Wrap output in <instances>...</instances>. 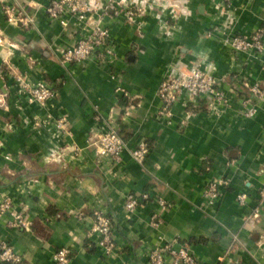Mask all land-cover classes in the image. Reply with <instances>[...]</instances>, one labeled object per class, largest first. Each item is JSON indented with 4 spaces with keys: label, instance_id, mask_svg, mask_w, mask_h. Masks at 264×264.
Instances as JSON below:
<instances>
[{
    "label": "crops",
    "instance_id": "crops-1",
    "mask_svg": "<svg viewBox=\"0 0 264 264\" xmlns=\"http://www.w3.org/2000/svg\"><path fill=\"white\" fill-rule=\"evenodd\" d=\"M52 1L0 0V198L12 199L31 222L25 231L0 218V244L20 252L21 264H55L63 247L72 252L70 264H150L152 250L174 240L177 249L189 246L199 264H264V100L248 94L258 107L253 118L244 116L242 103L245 84L264 91V53L237 54L224 41L232 31L251 35L264 27V0H233L230 6L223 0H166L133 23L111 14L102 25L117 54L113 62L103 55L64 66L61 51L97 20L64 28L48 19ZM3 4L26 7L36 16L35 28L11 25ZM173 9L182 12L178 19ZM195 64L214 67L228 105L180 102L172 117L162 115V80L174 67ZM14 73L45 81L58 97L46 109L30 105ZM118 87L135 105L130 112ZM59 117L67 118L71 135L57 130ZM110 121L129 150L142 140L149 144L143 165L129 152L120 164L97 155L94 131ZM218 178L230 185L210 206L204 192ZM240 194L248 197L245 205ZM130 195L139 202L133 214L125 208ZM159 211L163 224L154 228L151 218ZM99 213L112 220V257L92 233Z\"/></svg>",
    "mask_w": 264,
    "mask_h": 264
},
{
    "label": "built area",
    "instance_id": "built-area-1",
    "mask_svg": "<svg viewBox=\"0 0 264 264\" xmlns=\"http://www.w3.org/2000/svg\"><path fill=\"white\" fill-rule=\"evenodd\" d=\"M166 0H144L142 4L137 5L136 2L128 3L127 0H53L46 7V14L49 20L58 22L62 27H80L82 23L96 18L97 23L90 32L81 30L80 37L76 42L63 49L60 53L59 61L64 65L84 64L89 60H101L104 55L108 62H113L117 54L111 40L110 31L102 25L105 17L122 15L129 22L133 23L142 18L147 8L152 11L158 10L156 7H163ZM229 6L233 0H223ZM173 18H177L182 12L175 11ZM3 13L7 17L8 22L16 27L25 30L35 28L36 16L30 14L26 7L22 5L3 4ZM187 13V12H186ZM100 16V18L98 17ZM99 19H98V18ZM174 18V19H175ZM225 43L237 54L239 53H264V27L257 29L251 35H245L232 31L230 34H224ZM13 80L17 87L22 91L30 105L38 106L46 109L49 104L55 100L59 92L45 81L34 82L27 79L21 74H13ZM222 81L215 76L214 67H205L204 64H195L192 67L177 66L169 70L162 80L158 96L162 102V115L172 117V111L176 104L183 102L184 105L209 100L211 107L219 108L228 105V98L221 89ZM244 85V84H243ZM245 95L243 97L244 116L253 118L258 113V107L251 104L249 95L257 97L260 101L264 100V91L258 85L245 84ZM117 93L124 96L130 101L128 112L135 108L131 104V97L121 87L116 90ZM99 120V117H97ZM55 126L59 132L71 135L68 128V120L66 117H59L55 120ZM36 127H41L39 121ZM95 140L91 145L96 148L97 155L111 158L116 164H120L125 152H129L132 159L143 165L147 159L150 146L142 140L137 143L136 148L129 150L128 143L120 135L116 125L111 121L104 129L94 131ZM1 146V145H0ZM76 155L81 154V149L76 148ZM0 148V156H1ZM230 185L227 178H218L211 181L205 192L208 204L213 206L219 198L222 190ZM261 199L264 201V187L260 192ZM145 197H147L145 195ZM247 195L240 194L237 199L241 205L247 203ZM158 204L162 211L167 210L169 204L158 199ZM139 206V202L134 195H130L126 201V211L133 214ZM256 214L259 209L256 207ZM83 214H78L81 217ZM0 218H5L7 226L11 228H19L25 231L31 229V222L23 213L15 209L13 200L7 196L0 198ZM151 226L159 228L163 224L161 212H156L151 218ZM92 233L99 237V245L104 250L106 257H112L116 250V236L114 233L112 220L107 215L99 213L96 215L92 227ZM178 241L168 242L163 246H158L150 253V264H199L195 255L187 245H182L178 249ZM72 252L69 248H59L53 258L55 264H70ZM23 256L20 252L7 243L0 244V262L5 264H21Z\"/></svg>",
    "mask_w": 264,
    "mask_h": 264
}]
</instances>
